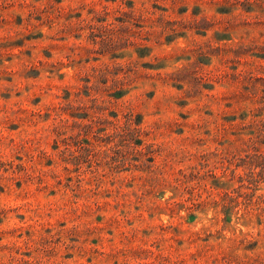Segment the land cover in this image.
<instances>
[{"label":"rangeland","instance_id":"rangeland-1","mask_svg":"<svg viewBox=\"0 0 264 264\" xmlns=\"http://www.w3.org/2000/svg\"><path fill=\"white\" fill-rule=\"evenodd\" d=\"M0 264H264V0H0Z\"/></svg>","mask_w":264,"mask_h":264}]
</instances>
